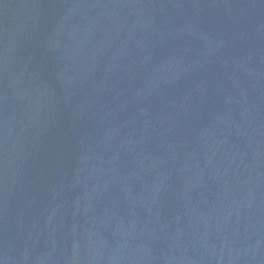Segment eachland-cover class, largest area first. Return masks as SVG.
I'll return each mask as SVG.
<instances>
[{
  "label": "water",
  "instance_id": "1",
  "mask_svg": "<svg viewBox=\"0 0 264 264\" xmlns=\"http://www.w3.org/2000/svg\"><path fill=\"white\" fill-rule=\"evenodd\" d=\"M0 264H264V0H0Z\"/></svg>",
  "mask_w": 264,
  "mask_h": 264
}]
</instances>
